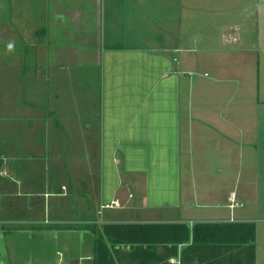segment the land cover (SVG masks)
<instances>
[{"label":"crops","instance_id":"crops-1","mask_svg":"<svg viewBox=\"0 0 264 264\" xmlns=\"http://www.w3.org/2000/svg\"><path fill=\"white\" fill-rule=\"evenodd\" d=\"M246 1L0 0L9 245L83 232V264H96L100 236L114 264H250L251 242L229 225L254 222L264 264V77L233 79L252 71L236 59L250 50L259 72L264 55L249 37L263 34L264 0ZM203 27L220 28V47ZM116 223L162 224L163 243H118L104 233Z\"/></svg>","mask_w":264,"mask_h":264},{"label":"rangeland","instance_id":"rangeland-1","mask_svg":"<svg viewBox=\"0 0 264 264\" xmlns=\"http://www.w3.org/2000/svg\"><path fill=\"white\" fill-rule=\"evenodd\" d=\"M247 1L244 0V3ZM260 2H254V9H257ZM244 13V12H241ZM204 18L207 20L209 19V14H204ZM239 23L243 22L242 18L240 16H236ZM252 18V17H251ZM250 20L249 22H251ZM213 22V21H210ZM242 25V24H240ZM239 25V26H240ZM246 29L245 24L237 27V32H244ZM248 29H254L257 31L258 27H252ZM202 34L207 37L204 41L208 38L212 40V45L215 44L216 48L220 47L221 45L217 42V37H221L220 28L217 29V33L215 36V31L213 27H203L201 30ZM201 32L199 30V35H201ZM243 34V33H242ZM264 36V30L263 34L257 32V36H249L251 39H255V42L251 43L252 45H255L253 49H258V47L262 50V46L264 43L260 42L258 43V35ZM194 33L191 32V34H185V40L187 41V44L194 45L193 42L190 40H193ZM244 36H246L244 34ZM250 39V40H251ZM210 46L211 44H201ZM251 48V46L249 47ZM238 50H244L240 47L237 48ZM219 50V49H218ZM244 55V61L236 59L238 63L235 64V69L241 68L243 70L251 69L250 75L243 74L242 76L235 74L233 79H251L256 77L258 79L259 73H264V55L258 54V57L261 61V66L259 65V72L257 69V63L254 62L253 56L251 54V51L249 50L248 53H245ZM240 57V54H239ZM260 74V76L263 78L264 75ZM263 89V85L261 87ZM235 101L239 100L242 96V93L239 91V89H235ZM259 88L257 89L255 94H258ZM250 113H256V109L254 106L250 107ZM264 227V224L262 223L261 228ZM77 234V235H75ZM84 234L83 232L80 233H71L70 235L66 234H46V235H34L32 234H25L23 236H11L12 246L8 244L5 239V237L0 233V264H69L73 257L74 259H80V264H83L84 261L82 260L83 256L85 255V248H84ZM262 238V237H261ZM14 246V247H13ZM16 246V247H15ZM261 251H264V236L263 241H261Z\"/></svg>","mask_w":264,"mask_h":264},{"label":"trees","instance_id":"trees-1","mask_svg":"<svg viewBox=\"0 0 264 264\" xmlns=\"http://www.w3.org/2000/svg\"><path fill=\"white\" fill-rule=\"evenodd\" d=\"M211 224H199L197 226H210ZM76 228V226H73ZM186 226L184 224H178V225H172L166 226L165 228H168L169 230L172 229H178V228H185ZM230 231L232 233H238L240 234V242H246L250 241L251 246V253L250 258L248 262L250 264H254L255 261V232H256V225L254 222H241L238 224H232L229 225ZM66 229H71L72 227H63ZM149 229V230H147ZM166 230L163 228L162 224H156V223H116V224H106L104 226V233L106 237H109V239L115 240L118 243H137L140 242L141 239H143V235H146L151 245H160L162 242L161 238L164 236ZM207 241L209 239L207 238ZM96 264H114L113 263V256L114 254L109 251L108 244L105 242L102 236L97 238L96 240ZM152 254H156L154 251L151 252ZM149 253V254H151Z\"/></svg>","mask_w":264,"mask_h":264},{"label":"clouds","instance_id":"clouds-1","mask_svg":"<svg viewBox=\"0 0 264 264\" xmlns=\"http://www.w3.org/2000/svg\"><path fill=\"white\" fill-rule=\"evenodd\" d=\"M7 49L9 52H11L14 49V42H9L7 44Z\"/></svg>","mask_w":264,"mask_h":264}]
</instances>
